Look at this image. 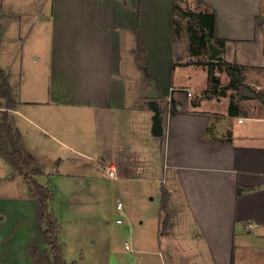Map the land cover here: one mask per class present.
Wrapping results in <instances>:
<instances>
[{
  "label": "crops",
  "instance_id": "obj_1",
  "mask_svg": "<svg viewBox=\"0 0 264 264\" xmlns=\"http://www.w3.org/2000/svg\"><path fill=\"white\" fill-rule=\"evenodd\" d=\"M181 11L216 15L215 38L225 45L206 39L220 51L208 60L220 81L212 97L205 95L208 66L197 63L190 42L187 57L174 59L177 38L195 27ZM11 29L19 39H10L11 58L0 54V67L18 102L10 116L26 151L34 147L28 127L53 137L63 153L73 146L69 133L82 129L83 155L112 157L135 196L158 189L154 259L161 264H264V101L254 98L264 95V0H0L1 41ZM219 63L241 66L248 90L232 87ZM152 81L160 136L153 134ZM26 89L43 98L24 100ZM26 188L0 156V264H32L29 245L44 238Z\"/></svg>",
  "mask_w": 264,
  "mask_h": 264
},
{
  "label": "rangeland",
  "instance_id": "obj_2",
  "mask_svg": "<svg viewBox=\"0 0 264 264\" xmlns=\"http://www.w3.org/2000/svg\"><path fill=\"white\" fill-rule=\"evenodd\" d=\"M196 28L199 29L197 25ZM183 32L186 33L181 35L183 39L178 37L176 40L173 51L175 61H181L189 52L186 47L191 43L190 31L186 27ZM14 33L11 29L6 39L1 41L0 54L5 60L11 58L9 50L14 48L10 39H19ZM31 45L30 40L28 45L24 44L25 49H29ZM212 47L217 49L214 45ZM212 47L208 45L200 51L201 57L195 58L198 64L203 66L210 63L208 60L214 58ZM14 84L18 86L15 81L13 86ZM244 90L248 89L243 88L242 92ZM34 98L41 100L43 97H34L27 89L24 91V100L33 101ZM3 106L4 104L0 105V112L4 110ZM29 116L32 117V114ZM28 128L35 134L31 141L34 145L32 154L37 167L44 171V175L37 179L50 187L54 194L53 209L60 222L58 243L63 261L66 264H161L158 258L154 259L159 236L158 218L162 211L159 190L150 193L149 188L135 196L128 188L127 180L120 174V165L112 157L101 160L99 157L90 159L83 155L81 150L88 148L82 129L69 133L66 140L73 146L67 148L65 153L72 154L71 157L64 158L65 148H61L53 137L36 134L38 132L35 129ZM24 142L27 144L26 137ZM93 159L95 161L91 162ZM26 187L29 188L27 183ZM19 192L21 193L20 188L14 189V193ZM32 196L34 195H29L30 198ZM119 203L123 204L122 211L117 209ZM18 208L19 206L15 207L16 210ZM162 217L164 220L165 214ZM117 220H122L123 224H118ZM41 237L42 242L39 244ZM43 239V236H39L36 243L29 245L30 255L36 249L40 258L45 250ZM127 244L131 246V250L126 249ZM32 264H36L35 259H32Z\"/></svg>",
  "mask_w": 264,
  "mask_h": 264
},
{
  "label": "trees",
  "instance_id": "obj_3",
  "mask_svg": "<svg viewBox=\"0 0 264 264\" xmlns=\"http://www.w3.org/2000/svg\"><path fill=\"white\" fill-rule=\"evenodd\" d=\"M182 12V11H181ZM189 16L195 23V27H191V51L194 56L200 55V51L208 46L206 40L208 36L214 39L219 47L225 45L224 40L215 38L216 15L214 13H193L182 12ZM199 27V29L196 28ZM138 36V60L142 61L145 46L139 31ZM1 45V34H0ZM208 66V88L205 92L207 97L217 94L220 87V81L215 75L216 65L214 63L205 64ZM219 68H226L230 71L233 79L231 86L241 90L246 88L243 83V68L239 65L219 63ZM153 79V77L151 76ZM254 98L264 101V95L254 93ZM0 102L4 104V110L0 112V156L3 157L11 167L22 177H24L29 190L34 194L38 202L39 215L44 226V244L46 249L42 251L40 258L37 256L38 250L32 251V258L36 260V264H66L62 258V250L58 243L60 232V222L52 210V191L45 185L41 184L37 177L44 175V171L37 167L35 157L26 151L21 144V133L11 122L10 111L18 107V102L13 98L6 72L0 67ZM171 195L169 192L164 193L163 212L165 214L163 220V230L166 231L171 224V216L169 212V203ZM38 258V259H37Z\"/></svg>",
  "mask_w": 264,
  "mask_h": 264
},
{
  "label": "water",
  "instance_id": "obj_4",
  "mask_svg": "<svg viewBox=\"0 0 264 264\" xmlns=\"http://www.w3.org/2000/svg\"><path fill=\"white\" fill-rule=\"evenodd\" d=\"M210 46L212 47V44H210ZM212 53L214 57H217L220 54V51L215 49L214 47H212ZM151 90L148 94V97L151 99V105H152V110L154 112V116H153V134L155 136H160L163 133V127H162V123H161V111L158 107V103L156 102V99L158 97V91L156 89V82L152 81L151 82Z\"/></svg>",
  "mask_w": 264,
  "mask_h": 264
},
{
  "label": "built area",
  "instance_id": "obj_5",
  "mask_svg": "<svg viewBox=\"0 0 264 264\" xmlns=\"http://www.w3.org/2000/svg\"><path fill=\"white\" fill-rule=\"evenodd\" d=\"M117 209L120 210V211H122V210H123V204H122V203H119V204L117 205ZM117 223H118V224H122L123 221H122V220H117ZM126 248L129 249L130 246L127 244V245H126Z\"/></svg>",
  "mask_w": 264,
  "mask_h": 264
}]
</instances>
